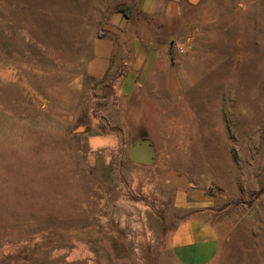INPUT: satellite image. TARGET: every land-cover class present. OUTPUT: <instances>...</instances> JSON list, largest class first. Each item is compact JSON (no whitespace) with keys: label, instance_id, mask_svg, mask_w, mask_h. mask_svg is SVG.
I'll return each instance as SVG.
<instances>
[{"label":"rangeland","instance_id":"1","mask_svg":"<svg viewBox=\"0 0 264 264\" xmlns=\"http://www.w3.org/2000/svg\"><path fill=\"white\" fill-rule=\"evenodd\" d=\"M137 3L0 0V264H182L192 185L213 197L209 264H264V0L185 6L169 60L127 95L86 69L121 7L148 22ZM146 135L156 161H131Z\"/></svg>","mask_w":264,"mask_h":264},{"label":"crops","instance_id":"2","mask_svg":"<svg viewBox=\"0 0 264 264\" xmlns=\"http://www.w3.org/2000/svg\"><path fill=\"white\" fill-rule=\"evenodd\" d=\"M185 6L196 5L188 0H138V10L149 20L134 24L131 29L126 27L130 17L117 11L116 22L107 26L108 35L94 41L87 74L95 79L115 74L123 81L124 94L133 95L142 80L152 79L158 66L169 60L172 43L186 28ZM152 20L160 21L161 25ZM126 55L131 58L128 62ZM176 205L188 212L171 233L170 245L175 258L182 264L211 263L221 244L220 231L213 221L212 194L196 185L184 186L177 194Z\"/></svg>","mask_w":264,"mask_h":264},{"label":"water","instance_id":"3","mask_svg":"<svg viewBox=\"0 0 264 264\" xmlns=\"http://www.w3.org/2000/svg\"><path fill=\"white\" fill-rule=\"evenodd\" d=\"M202 0H188L192 5H197ZM130 158L138 163L152 164L156 161L157 151L155 144L150 136L135 138L130 141L129 146Z\"/></svg>","mask_w":264,"mask_h":264},{"label":"flooded vegetation","instance_id":"4","mask_svg":"<svg viewBox=\"0 0 264 264\" xmlns=\"http://www.w3.org/2000/svg\"><path fill=\"white\" fill-rule=\"evenodd\" d=\"M119 76H117V75H115V74H107L104 78H102V79H98V81H99V84H101V85H106V87H105V89H110V86H112L109 82H108V80H110V81H117V80H119ZM121 84L123 83V81H121L120 82ZM99 123H112V121H110V120H105V119H101L100 120V122ZM130 141L131 140H129V142H128V157H129V159L131 160V161H133L131 158H130V156H129V146H130ZM135 162V161H134Z\"/></svg>","mask_w":264,"mask_h":264},{"label":"trees","instance_id":"5","mask_svg":"<svg viewBox=\"0 0 264 264\" xmlns=\"http://www.w3.org/2000/svg\"><path fill=\"white\" fill-rule=\"evenodd\" d=\"M120 11L124 12L126 16H130V7L129 6H124L120 8Z\"/></svg>","mask_w":264,"mask_h":264}]
</instances>
